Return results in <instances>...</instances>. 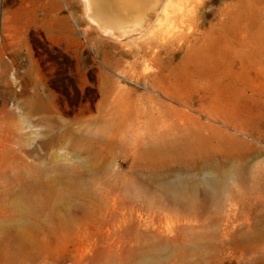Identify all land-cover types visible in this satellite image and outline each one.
I'll use <instances>...</instances> for the list:
<instances>
[{"label":"rangeland","instance_id":"1","mask_svg":"<svg viewBox=\"0 0 264 264\" xmlns=\"http://www.w3.org/2000/svg\"><path fill=\"white\" fill-rule=\"evenodd\" d=\"M167 1L0 0V264H264V0Z\"/></svg>","mask_w":264,"mask_h":264},{"label":"bare ground","instance_id":"2","mask_svg":"<svg viewBox=\"0 0 264 264\" xmlns=\"http://www.w3.org/2000/svg\"><path fill=\"white\" fill-rule=\"evenodd\" d=\"M148 1H151V2H148ZM168 5L169 4H172V0L170 1H167ZM166 3V4H167ZM149 4V7L151 5H153L151 8H148L146 9L144 12H140V8L138 7H145L146 5ZM182 4V3H181ZM189 4V3H188ZM187 4V5H188ZM157 3H156V0H94V8L93 10H95V13L97 14V16H100L101 18H107V19H110L112 23H114L113 20L115 19H112V18H115V17H112V12H111V8H114L116 10H120L122 11V13H125L126 15V19L129 21V22H132V23H136V24H140L141 22H143L144 20H146L148 17L152 18L153 15H154V10H155V7H156ZM166 5V6H168ZM174 5V4H173ZM175 8V7H174ZM167 9V8H166ZM164 9V10H166ZM169 10V9H168ZM182 10V9H181ZM147 12V14L145 13ZM165 12V11H164ZM174 13V12H173ZM176 13V11H175ZM185 14V13H184ZM156 15V14H155ZM158 15V14H157ZM156 15V17H157ZM191 15V14H190ZM114 16V15H113ZM148 16V17H147ZM159 16V15H158ZM193 16V15H192ZM96 17V16H95ZM96 19H99L98 17ZM100 20V19H99ZM148 20V19H147ZM168 20V19H167ZM156 21V19H155ZM158 21V20H157ZM162 21V20H161ZM159 22V21H158ZM163 23V22H161ZM164 24V23H163ZM185 24V23H184ZM150 26V25H149ZM185 26V25H183ZM152 27V26H151ZM111 28V27H110ZM153 28V27H152ZM151 28V29H152ZM160 29V28H159ZM176 29V28H175ZM155 29L151 30L154 32ZM162 30V29H161ZM157 31V30H156ZM141 32V31H140ZM152 32V33H153ZM167 32V31H166ZM178 32V31H177ZM175 32V33H177ZM157 33V32H156ZM163 33V32H162ZM173 33V32H172ZM142 34V33H141ZM154 34V33H153ZM160 34V33H159ZM155 35V34H154ZM167 34L163 35L162 36H166ZM156 36V35H155ZM169 36V34H168ZM154 37V36H153ZM158 37H160L158 35ZM173 37V36H171ZM150 38V37H149ZM170 38V37H169ZM164 40L167 39L166 38H163ZM144 40V39H143ZM168 40V39H167ZM169 43V42H168ZM168 46V45H167ZM165 47V46H164ZM163 48V47H162ZM151 49V48H150ZM209 54V52H208ZM209 57H211V55H208ZM193 57V56H191ZM213 57V56H212ZM204 58V56L202 57ZM188 59V58H187ZM206 59V58H205ZM209 60V58H207ZM193 60V59H192ZM204 60V59H203ZM202 60V61H203ZM198 61V60H197ZM210 61V60H209ZM199 62V67L201 66L202 62L198 61ZM197 62V63H198ZM205 62V61H204ZM212 62V61H211ZM210 62V63H211ZM201 63V64H200ZM205 63H209V62H205ZM209 63V64H210ZM204 65V63H203ZM198 66V65H196ZM198 67V68H199ZM198 70V69H197ZM198 73V71H196ZM173 73V72H172ZM210 75V74H209ZM208 75V76H209ZM193 77V75H191ZM206 75V77H208ZM218 76V75H217ZM209 78V77H208ZM217 79V78H216ZM199 80V79H198ZM203 81V80H202ZM207 81V80H206ZM205 83V81H204ZM203 84V83H202ZM11 193H15V191L13 190ZM23 210V209H22ZM24 211V210H23ZM16 249H18L17 252H19L21 255H23L24 257H30L32 258L33 260L34 259H37L40 257V255H38V251L34 250V246H31L30 244H28L26 241L22 240L20 243H19V248L17 247Z\"/></svg>","mask_w":264,"mask_h":264},{"label":"water","instance_id":"3","mask_svg":"<svg viewBox=\"0 0 264 264\" xmlns=\"http://www.w3.org/2000/svg\"><path fill=\"white\" fill-rule=\"evenodd\" d=\"M163 1L164 0H158L157 9L160 8ZM89 3H90V5H92V3H94V0H90ZM88 14L91 17V19L93 20V23H95L102 31H104L105 34L111 35L113 37H118V36L122 37V36H125L126 34H129V33L138 32V31L142 30V28L144 29L147 26V24L154 19V17H153V18L149 19L148 21L146 20L145 22L138 24V26H136V24H130V25L126 24V25L118 26L116 28H107V26H104L103 24H101L100 22L95 20V18H93L91 9L89 10Z\"/></svg>","mask_w":264,"mask_h":264}]
</instances>
